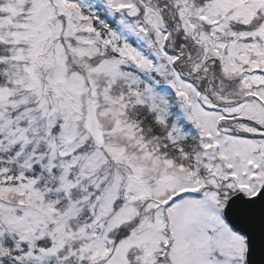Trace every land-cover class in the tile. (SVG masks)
<instances>
[{
  "label": "snow or ice",
  "instance_id": "obj_1",
  "mask_svg": "<svg viewBox=\"0 0 264 264\" xmlns=\"http://www.w3.org/2000/svg\"><path fill=\"white\" fill-rule=\"evenodd\" d=\"M0 264H264V0H0Z\"/></svg>",
  "mask_w": 264,
  "mask_h": 264
}]
</instances>
